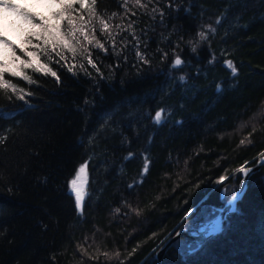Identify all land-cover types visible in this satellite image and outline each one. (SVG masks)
Returning a JSON list of instances; mask_svg holds the SVG:
<instances>
[{
    "label": "trees",
    "instance_id": "16d2710c",
    "mask_svg": "<svg viewBox=\"0 0 264 264\" xmlns=\"http://www.w3.org/2000/svg\"><path fill=\"white\" fill-rule=\"evenodd\" d=\"M77 5L73 16L87 19ZM96 9L120 15L114 40L96 24L107 51L88 46L95 67L40 49L50 72L4 73L17 91L0 89V264H155L171 230L216 215L264 152V0H153L127 17L119 0ZM130 20L138 43L122 30ZM82 164L77 208L69 182ZM163 262L264 264V164L219 233L177 239Z\"/></svg>",
    "mask_w": 264,
    "mask_h": 264
},
{
    "label": "snow or ice",
    "instance_id": "6c2138e0",
    "mask_svg": "<svg viewBox=\"0 0 264 264\" xmlns=\"http://www.w3.org/2000/svg\"><path fill=\"white\" fill-rule=\"evenodd\" d=\"M153 0H148L147 3L143 0H119V3L123 9V17H127L129 13L131 16H135L137 13L133 11V8H138L144 11H148V4L152 3ZM79 3L80 8L87 9V19L83 15L78 17L73 16V12L76 9L73 7L74 4ZM97 0H48V7L50 9L55 8L56 11L52 12L48 17L43 16L40 13H35L29 10L27 5L23 2H17V0H0V19L10 17L9 24L17 31L18 36L23 40L27 39V43L31 44L30 37H35L36 39H43V47L39 44L35 45L37 49H42L43 54L47 55L49 60H52L53 54L59 57L60 60H64V52H70L73 57L76 55H82L88 57L87 62L95 67L93 60L90 58L91 52L89 50V45L94 48L102 49L105 52L107 49L95 35L96 24L99 25V30L101 34L106 35L109 39L114 40L113 29L110 21L120 15L117 12H112L110 15L107 13L100 14L96 9ZM131 5L132 7H129ZM159 13L163 16V13L159 8L153 7L149 14L153 15ZM107 16V18H105ZM122 17V20H123ZM66 21L67 27L62 29V22ZM95 22V23H94ZM135 21H129L126 28L122 30H129L130 34L133 35L134 39H137L135 31L133 30V25ZM210 27V26H209ZM116 28H121V25H116ZM215 31L214 29H211ZM200 39H206V34L204 32L199 33ZM21 50L24 51L23 45L20 46ZM16 46L9 41L3 31H0V89L5 92L9 88L13 92L17 89L15 85L9 83L8 80L4 79V73L10 72L12 76H22V71L15 70L19 66L23 68H34L37 72H44L47 74L51 70L47 65L40 63V56L35 51H25V55L29 58L27 60L21 59L20 56L16 54ZM113 49L115 50V45L113 43ZM195 50V48H193ZM140 56V53L137 52ZM143 59V57H140ZM9 61L13 64L10 65ZM15 62H19L15 64ZM182 64V60L177 57L174 61V66H179ZM229 66L231 63L229 62ZM72 69L69 68V71ZM99 71V69H97ZM53 76L56 74L51 73ZM23 79L32 83L28 76H23ZM183 79V78H181ZM23 92V89L19 90ZM23 99V95L18 97ZM155 121L159 123L162 119L161 111H158L154 117ZM2 142V140H0ZM244 141H241L243 144ZM86 164H82L79 167L76 178L70 181L71 190L75 193L76 206L80 208L84 198L82 191L84 176L86 172ZM242 173L247 174L248 169L241 167L239 169ZM223 179V177L221 178ZM239 199V194L234 195L229 201V204L235 210V202ZM220 231V226L217 224L211 230V234Z\"/></svg>",
    "mask_w": 264,
    "mask_h": 264
},
{
    "label": "water",
    "instance_id": "95a60500",
    "mask_svg": "<svg viewBox=\"0 0 264 264\" xmlns=\"http://www.w3.org/2000/svg\"><path fill=\"white\" fill-rule=\"evenodd\" d=\"M227 64V62H226ZM264 164V152L261 153L251 164V162L246 163L244 168L248 169L247 174L241 172V182L238 187V189L226 200L224 205L219 208L217 214L208 219L206 222H204L200 226H195V227H179L178 229L175 230V233L170 235L163 245L157 250L155 253V264H177V263H164L163 262V256L167 249L178 239V238H183L187 242L196 244V245H201L205 240H207L209 237L219 233L222 230L223 224L226 220L227 215L234 211L232 206L229 204V201L232 199L234 195L239 194V199L235 202V208L240 200L241 196L245 192L247 188V181L249 176L257 171L258 169L261 168V166ZM219 224L220 226V231L215 232L214 234H211V230L213 229L214 226Z\"/></svg>",
    "mask_w": 264,
    "mask_h": 264
},
{
    "label": "rangeland",
    "instance_id": "374dc122",
    "mask_svg": "<svg viewBox=\"0 0 264 264\" xmlns=\"http://www.w3.org/2000/svg\"><path fill=\"white\" fill-rule=\"evenodd\" d=\"M17 2L25 3L30 11L35 12V13H40V14H42L45 17H48L49 15H51L52 12L57 10L55 8L50 9L48 7V0H17ZM89 2H90V0H89ZM76 7L79 8V10H82V8H80V5H77ZM9 19H10V17H6V18L0 19V31H3L5 37L9 41H11V43L13 45L16 46V48H15L16 54L18 56H20L24 60L29 59L27 56L22 57L23 54L19 52V50L21 48L20 46L23 45L24 53H25V51H35L40 56V61L43 62V60L41 59L42 55H41L40 49H37L35 47V45H37V44H39V45H41L43 47V39H39L38 40L35 37H30L28 39H31L32 43L31 44L27 43V39H23L22 40L18 36L17 31L9 24ZM63 24L64 23L62 22V24H61L62 29L66 28V27L63 26ZM17 46H19L20 48L17 47ZM17 50H18V52H17ZM9 63H10V65L13 64L12 61H9ZM15 64H18V62H15ZM79 167L76 169V171H75L73 177L71 178V180L76 178V175H77V172L79 170ZM87 180H88V172H87V169H86L85 176H84L83 188H82L84 197H85V193H86ZM69 189L72 192L70 182H69ZM72 193L75 196V193L74 192H72Z\"/></svg>",
    "mask_w": 264,
    "mask_h": 264
},
{
    "label": "bare ground",
    "instance_id": "6f19581e",
    "mask_svg": "<svg viewBox=\"0 0 264 264\" xmlns=\"http://www.w3.org/2000/svg\"><path fill=\"white\" fill-rule=\"evenodd\" d=\"M215 216V215H214ZM213 216V217H214ZM202 225V224H201ZM195 226H200V225H194V226H189V227H195ZM180 226H177L175 229H172L171 232H170V235L174 234L175 233V230L178 229ZM183 227V226H182ZM180 239V238H178ZM185 240V239H184Z\"/></svg>",
    "mask_w": 264,
    "mask_h": 264
}]
</instances>
